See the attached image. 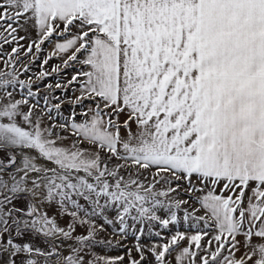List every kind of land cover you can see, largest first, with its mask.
Returning <instances> with one entry per match:
<instances>
[{
    "label": "snow or ice",
    "instance_id": "snow-or-ice-1",
    "mask_svg": "<svg viewBox=\"0 0 264 264\" xmlns=\"http://www.w3.org/2000/svg\"><path fill=\"white\" fill-rule=\"evenodd\" d=\"M0 264H264V0H0Z\"/></svg>",
    "mask_w": 264,
    "mask_h": 264
},
{
    "label": "rangeland",
    "instance_id": "rangeland-1",
    "mask_svg": "<svg viewBox=\"0 0 264 264\" xmlns=\"http://www.w3.org/2000/svg\"><path fill=\"white\" fill-rule=\"evenodd\" d=\"M56 61H53L52 64H54ZM34 70H38V69H34Z\"/></svg>",
    "mask_w": 264,
    "mask_h": 264
}]
</instances>
